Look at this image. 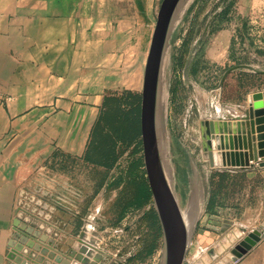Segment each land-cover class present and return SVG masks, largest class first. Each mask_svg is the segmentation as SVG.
<instances>
[{"label": "crops", "instance_id": "1", "mask_svg": "<svg viewBox=\"0 0 264 264\" xmlns=\"http://www.w3.org/2000/svg\"><path fill=\"white\" fill-rule=\"evenodd\" d=\"M261 1L192 0L195 4L190 14L191 24L196 21L204 24L202 33L211 35L203 44V51L211 58L208 62L217 63L219 68L227 65V70L235 68L224 77L223 73L217 86L211 89L202 87L198 77L187 76L196 94L199 90L205 92L201 104L193 99L196 108L206 110L207 121L213 119L210 92L220 91L221 101L217 104L225 107L227 85L231 83L236 124L245 123L254 94L263 95L264 109V28L252 30L255 36L252 43L240 38L231 44L238 33L234 25L229 21L223 27L213 26L215 20H231L242 14L253 18ZM160 2L0 0V264H5L15 199L22 187L40 184L71 202L67 199L70 186L60 168L83 156L101 108L103 96L92 73L105 65L102 59L109 49L99 45L97 36L112 34L115 15L125 24L132 19L152 24ZM189 28L188 34H199L197 25ZM231 49L234 54L229 58ZM190 50L189 67L193 66L198 47ZM192 106H195L193 102ZM261 119L264 120V115ZM239 131L246 133L233 136L245 138L250 132L244 125ZM251 132L256 144L264 143V122L254 125ZM214 173L225 174L226 179L216 195L210 191L199 222L201 230L195 229L189 248L193 246L196 251L208 248L234 228L243 231L244 236L251 230H261V239L233 264H264V168L254 165L246 170H213L208 173V184ZM238 177L251 180L248 196L236 198L225 206L230 195L228 186ZM74 207L57 213L66 226L64 218L76 213ZM237 211L241 214L239 224L232 222ZM227 226L229 229L221 233ZM215 233L219 234L216 238Z\"/></svg>", "mask_w": 264, "mask_h": 264}, {"label": "rangeland", "instance_id": "2", "mask_svg": "<svg viewBox=\"0 0 264 264\" xmlns=\"http://www.w3.org/2000/svg\"><path fill=\"white\" fill-rule=\"evenodd\" d=\"M191 2H183L172 20L166 40L160 72L157 124L162 134L163 155L169 167L170 188L180 202L181 211L193 209L196 212L195 229L198 231L201 230L199 222L211 193L208 173L224 171L220 167L209 166L204 158V124L210 122L214 131L223 128L224 133L225 125L232 128L236 123L232 107L235 101L233 83L227 85L225 107L217 104L221 101L220 91L210 92L209 100L213 104L210 116L213 119L207 121L206 110L199 106L196 108L193 98L201 104L203 91L196 94L187 76L198 77L202 87L211 89L217 86V80L228 67L219 68L217 63L211 65L208 62L211 58L203 51V44L211 35L202 33L204 24L197 21L191 24L190 14L195 4ZM230 8L233 9L232 6ZM247 8L253 11L251 7ZM254 12L253 18L242 14L231 20H215L213 26L223 27L230 21L238 32L234 35L237 40L232 36L230 43L234 44L240 38L252 43L255 37L252 30L264 28V0ZM155 21L156 18L151 24L132 19L125 24L115 15L112 34L97 36L99 45L109 49L102 59L105 65L92 73L103 100L83 156L62 164L60 168L71 190L67 199L75 206L76 213L64 218L68 236L61 248L65 255L72 254L73 257L61 258L59 264L65 260V264L163 263V235L148 186L139 128L143 76ZM196 25L199 34H188L189 27ZM198 39L201 43L197 45ZM196 47L197 55L193 66L189 67L190 49ZM233 54L231 49L229 58ZM227 58L226 53L225 60ZM191 102L195 106L191 107ZM263 150L257 148V153L261 154ZM260 159L258 163L264 161V156ZM258 163L252 162L248 169L258 166ZM144 180L147 189H144ZM251 185V180L246 178L233 180L228 186L230 195L225 206L241 196L245 199ZM235 214L232 222L239 224L241 214L239 211ZM227 229L228 226L221 233ZM214 235L215 238L219 236L218 233ZM210 247L197 251L193 246L188 247L187 262L200 257Z\"/></svg>", "mask_w": 264, "mask_h": 264}, {"label": "water", "instance_id": "3", "mask_svg": "<svg viewBox=\"0 0 264 264\" xmlns=\"http://www.w3.org/2000/svg\"><path fill=\"white\" fill-rule=\"evenodd\" d=\"M184 1L161 0L160 2L144 70L140 101L139 128L143 162L154 209L163 235L162 264H233L256 245L261 239L263 232L254 229L244 236L243 231L234 228L197 260L192 263L187 262L186 254L195 231L196 219L192 222V226L188 227V223H185L183 219L182 211L168 186L169 184L163 172L157 124L160 72L172 20ZM234 70L235 68L227 70L224 72L223 77ZM250 100L244 124H235L232 128L225 125V132L223 133V128L222 130L220 129L221 131H214V125L210 122H205L204 138L206 144L203 155L208 160L209 166L220 167L224 170H246L250 167L251 162L258 163L260 157L264 156V150L263 154L257 153V148H264V143L257 142L256 144L255 141L257 139L252 135L250 136L252 127L254 125H262L264 122L261 119L264 115L263 95L260 93L254 94ZM242 125L250 130V132H247V137L239 138L238 136L236 138L235 136H227V134L232 133L234 135L245 134L246 132L239 131ZM244 139L247 140L245 141ZM215 150H221L222 152H211ZM258 167L264 168V161L258 163ZM225 250L227 252L221 256ZM71 255L69 254L70 257H73ZM49 256L50 258L53 257L51 254ZM55 260L57 262L61 258L57 257ZM56 262L53 264H56ZM65 263L66 260L63 264Z\"/></svg>", "mask_w": 264, "mask_h": 264}, {"label": "built area", "instance_id": "4", "mask_svg": "<svg viewBox=\"0 0 264 264\" xmlns=\"http://www.w3.org/2000/svg\"><path fill=\"white\" fill-rule=\"evenodd\" d=\"M71 206L62 196L40 184L22 187L15 199L5 264H53L57 257L66 259L69 254L65 255L61 248L68 234L57 213Z\"/></svg>", "mask_w": 264, "mask_h": 264}, {"label": "flooded vegetation", "instance_id": "5", "mask_svg": "<svg viewBox=\"0 0 264 264\" xmlns=\"http://www.w3.org/2000/svg\"><path fill=\"white\" fill-rule=\"evenodd\" d=\"M159 106H160V100H158V110H159ZM159 132V145H160V152H161V157H162V166H163V169H164V173H165V176L167 178V182L169 184V188H170V174L167 170L168 168V165L166 163V159L164 158V153H163V141H162V134H161V131L158 130ZM171 189V188H170ZM195 213L193 209H191L190 211L187 212L186 214V218H187V222L188 224L190 225L193 221H194V217H195Z\"/></svg>", "mask_w": 264, "mask_h": 264}, {"label": "trees", "instance_id": "6", "mask_svg": "<svg viewBox=\"0 0 264 264\" xmlns=\"http://www.w3.org/2000/svg\"><path fill=\"white\" fill-rule=\"evenodd\" d=\"M94 126V125H93ZM93 128V127H92ZM91 133H92V130H91ZM90 133V134H91ZM139 135V133H138ZM226 179V176L225 174H220V173H214L210 176V179H209V185L211 187V191L214 193L213 195H216L222 188H223V185H224V181ZM143 186H144V189L148 188L147 184H146V180L142 181ZM149 197V196H148ZM147 197V198H148Z\"/></svg>", "mask_w": 264, "mask_h": 264}, {"label": "bare ground", "instance_id": "7", "mask_svg": "<svg viewBox=\"0 0 264 264\" xmlns=\"http://www.w3.org/2000/svg\"><path fill=\"white\" fill-rule=\"evenodd\" d=\"M165 53V52H164ZM163 57H164V55H163ZM163 60V59H162ZM160 85H161V81L159 82V91H158V100H159V98H160ZM167 170H168V172H169V167L167 168ZM163 172H164V169H163ZM164 176H165V173H164ZM165 178H166V176H165ZM167 179V178H166ZM169 186V185H168ZM172 191H173V189H172ZM173 193H174V191H173ZM174 198H175V200H176V202H177V204L179 205V207L181 206L180 205V202H179V200L176 198V196H175V194H174ZM186 201V200H185ZM185 211V210H184ZM188 211H190V210H188ZM187 210H186V212H188ZM186 212H183L182 211V216H183V219H184V221H185V223H188L187 222V218H186ZM202 224V223H201ZM192 226V223L189 225L188 224V227H191Z\"/></svg>", "mask_w": 264, "mask_h": 264}]
</instances>
